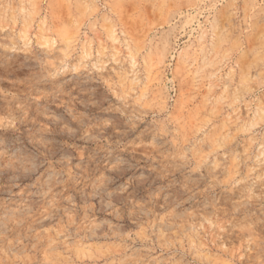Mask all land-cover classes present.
I'll return each instance as SVG.
<instances>
[{
	"label": "rangeland",
	"instance_id": "1",
	"mask_svg": "<svg viewBox=\"0 0 264 264\" xmlns=\"http://www.w3.org/2000/svg\"><path fill=\"white\" fill-rule=\"evenodd\" d=\"M0 264H264V0H0Z\"/></svg>",
	"mask_w": 264,
	"mask_h": 264
},
{
	"label": "bare ground",
	"instance_id": "2",
	"mask_svg": "<svg viewBox=\"0 0 264 264\" xmlns=\"http://www.w3.org/2000/svg\"><path fill=\"white\" fill-rule=\"evenodd\" d=\"M86 55L88 56V54H86ZM129 63H130V65H131L132 68L135 67V65H136V63H135V61H134V59H133L132 56L130 57Z\"/></svg>",
	"mask_w": 264,
	"mask_h": 264
}]
</instances>
